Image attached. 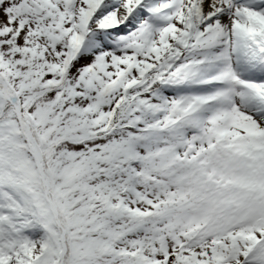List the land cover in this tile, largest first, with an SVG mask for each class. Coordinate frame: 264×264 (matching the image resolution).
<instances>
[{"label": "snow or ice", "instance_id": "obj_1", "mask_svg": "<svg viewBox=\"0 0 264 264\" xmlns=\"http://www.w3.org/2000/svg\"><path fill=\"white\" fill-rule=\"evenodd\" d=\"M0 264H264V0H0Z\"/></svg>", "mask_w": 264, "mask_h": 264}]
</instances>
